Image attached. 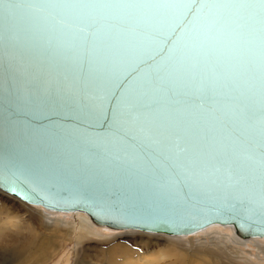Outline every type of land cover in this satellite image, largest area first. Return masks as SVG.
Wrapping results in <instances>:
<instances>
[{
  "label": "water",
  "instance_id": "obj_1",
  "mask_svg": "<svg viewBox=\"0 0 264 264\" xmlns=\"http://www.w3.org/2000/svg\"><path fill=\"white\" fill-rule=\"evenodd\" d=\"M182 12L170 10L120 38L99 87L68 88L72 73L44 51L63 37L43 14L17 4L15 40H5L3 54L13 67L0 72V190L50 210L83 211L112 229L190 234L220 223L241 237H264L258 188L217 172L213 159L193 184L171 152L120 116L129 102H145L139 92L169 49L188 42L192 13L176 27ZM5 21L7 35V12Z\"/></svg>",
  "mask_w": 264,
  "mask_h": 264
},
{
  "label": "snow or ice",
  "instance_id": "obj_2",
  "mask_svg": "<svg viewBox=\"0 0 264 264\" xmlns=\"http://www.w3.org/2000/svg\"><path fill=\"white\" fill-rule=\"evenodd\" d=\"M17 4L43 14L63 37L44 51L72 73L68 88L99 87L120 38L170 10H183L176 27L192 13L188 42L169 49L139 92L145 102H129L120 116L171 152L185 179L199 182L216 160L217 172L258 188L264 210V0H0V72L13 67L3 54L5 40H15Z\"/></svg>",
  "mask_w": 264,
  "mask_h": 264
},
{
  "label": "rangeland",
  "instance_id": "obj_3",
  "mask_svg": "<svg viewBox=\"0 0 264 264\" xmlns=\"http://www.w3.org/2000/svg\"><path fill=\"white\" fill-rule=\"evenodd\" d=\"M39 211L43 213L41 207L0 192V264H35L39 258L36 264H169L156 244L161 235L80 227L84 213L44 218ZM190 235L181 239L188 241ZM121 244L130 246L128 254H115ZM251 248L245 245L243 250ZM244 257L245 264H264L256 254Z\"/></svg>",
  "mask_w": 264,
  "mask_h": 264
},
{
  "label": "bare ground",
  "instance_id": "obj_4",
  "mask_svg": "<svg viewBox=\"0 0 264 264\" xmlns=\"http://www.w3.org/2000/svg\"><path fill=\"white\" fill-rule=\"evenodd\" d=\"M0 192L6 193L2 190H0ZM9 195L21 200L12 194ZM30 205L41 207L43 213L40 211L39 213L40 216H43L44 218L45 216L48 217L57 213L65 216H68V214L84 213L85 216L81 218L82 222L80 227L93 226L103 228L108 231H143L137 229H112L107 226L97 225L92 221L91 217L83 211H56L47 209L38 204ZM2 228L3 226L0 229ZM143 232L147 234L161 235L156 237V244L160 245V249L163 254V256L161 255V258H164L169 264H245L248 260L244 257L246 254L250 256H254V254H256L259 260H264V237H241L237 234L235 226L232 224H211L205 228L190 233L193 235H190V237L187 238L188 241L181 238L187 237L189 234H168L150 231ZM54 237L55 236H53V238ZM183 243H189L190 246H193V249L190 250L189 247L183 245ZM245 245H251L252 248L249 252L243 250ZM119 250L126 255L130 251V246L128 244H121L119 249L115 251V254H117ZM168 254L171 256H168Z\"/></svg>",
  "mask_w": 264,
  "mask_h": 264
}]
</instances>
